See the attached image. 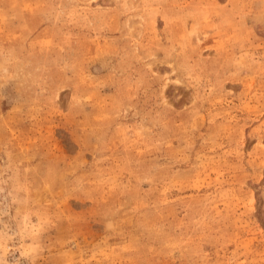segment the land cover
I'll list each match as a JSON object with an SVG mask.
<instances>
[{"label":"rangeland","instance_id":"rangeland-1","mask_svg":"<svg viewBox=\"0 0 264 264\" xmlns=\"http://www.w3.org/2000/svg\"><path fill=\"white\" fill-rule=\"evenodd\" d=\"M0 264H264V0H0Z\"/></svg>","mask_w":264,"mask_h":264}]
</instances>
